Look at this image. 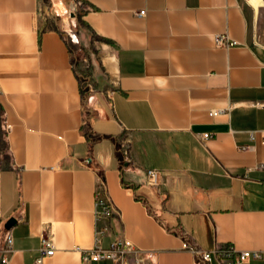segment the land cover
I'll return each instance as SVG.
<instances>
[{
  "label": "crops",
  "instance_id": "obj_1",
  "mask_svg": "<svg viewBox=\"0 0 264 264\" xmlns=\"http://www.w3.org/2000/svg\"><path fill=\"white\" fill-rule=\"evenodd\" d=\"M77 2L72 18L70 0H0V257L10 233L6 264H36L45 235L42 264H119L78 251L102 182L119 209L103 245L128 239L145 264L229 245L264 264V0Z\"/></svg>",
  "mask_w": 264,
  "mask_h": 264
},
{
  "label": "built area",
  "instance_id": "obj_2",
  "mask_svg": "<svg viewBox=\"0 0 264 264\" xmlns=\"http://www.w3.org/2000/svg\"><path fill=\"white\" fill-rule=\"evenodd\" d=\"M70 10L78 11V2L77 0H70L69 4ZM144 9H140L138 15L143 14ZM235 40H230L227 36L222 34L215 35V44H224V45H232L235 44ZM219 111H213V115H217ZM11 129L10 123H5L4 131L7 132ZM208 133H205L204 136H207ZM159 172L155 169H147L146 183L151 186L159 185ZM94 230H93V239L94 242L90 247L86 248H78L80 255L82 256V260L84 262L87 261H100L102 259H110L114 262H118L119 264H123V258L128 254L134 255V260L136 264H145V259L150 257V251L146 252L138 247H136L133 242L129 241L125 238H116L112 240L108 245H103L102 237L105 234L106 226L102 221L104 219L110 218L112 216H116L119 214V209L113 204V201L106 192V189L103 183H99V185L94 190ZM40 247L38 249V254L35 259L36 264H42L43 259L46 256H51L54 252V240L51 237L42 235L40 237ZM5 245L1 249V263L6 264L8 262V257H6L5 253L9 252L12 245V236L10 233L5 235L4 238ZM195 255L198 256L195 264H208L213 256L217 257L221 264H242L249 258H256L261 256V252L258 250H242L238 253L229 246H219L209 250H200L196 247H189Z\"/></svg>",
  "mask_w": 264,
  "mask_h": 264
},
{
  "label": "rangeland",
  "instance_id": "obj_3",
  "mask_svg": "<svg viewBox=\"0 0 264 264\" xmlns=\"http://www.w3.org/2000/svg\"><path fill=\"white\" fill-rule=\"evenodd\" d=\"M70 10V8H69ZM74 13L72 16L71 14ZM77 11L76 10H70L69 14L72 18L75 17ZM69 41L72 43V56L75 61L76 69L81 73H87L89 72V66H88V59L84 54V51L82 50L83 47V36L82 33L78 30L77 27L73 29V32L69 34ZM84 75V74H83Z\"/></svg>",
  "mask_w": 264,
  "mask_h": 264
},
{
  "label": "water",
  "instance_id": "obj_4",
  "mask_svg": "<svg viewBox=\"0 0 264 264\" xmlns=\"http://www.w3.org/2000/svg\"><path fill=\"white\" fill-rule=\"evenodd\" d=\"M74 15V13H72V16ZM16 222V218L15 217H9V219L6 221L5 223V227L9 228L10 225H12L13 223Z\"/></svg>",
  "mask_w": 264,
  "mask_h": 264
},
{
  "label": "trees",
  "instance_id": "obj_5",
  "mask_svg": "<svg viewBox=\"0 0 264 264\" xmlns=\"http://www.w3.org/2000/svg\"><path fill=\"white\" fill-rule=\"evenodd\" d=\"M86 33L88 34V36L89 37H95L96 39H100L101 37L100 36H98L95 32H93L91 29H88L87 31H86Z\"/></svg>",
  "mask_w": 264,
  "mask_h": 264
}]
</instances>
